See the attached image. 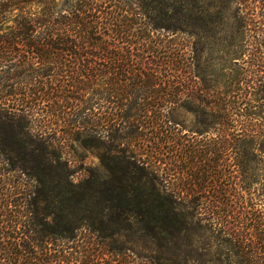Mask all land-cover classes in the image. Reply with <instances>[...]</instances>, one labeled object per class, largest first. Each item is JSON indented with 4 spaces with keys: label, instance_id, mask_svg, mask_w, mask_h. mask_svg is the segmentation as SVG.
<instances>
[{
    "label": "trees",
    "instance_id": "16d2710c",
    "mask_svg": "<svg viewBox=\"0 0 264 264\" xmlns=\"http://www.w3.org/2000/svg\"><path fill=\"white\" fill-rule=\"evenodd\" d=\"M229 1L0 0V124L22 134L7 163L32 181L30 233L15 231L0 264L42 262L34 241L82 232L105 247L146 241L161 254L155 264H264V173L245 148L258 136L204 134L221 118L215 102L194 136L174 117L198 98L191 51L174 36H192ZM39 134L81 147L105 134V173L73 180L69 159Z\"/></svg>",
    "mask_w": 264,
    "mask_h": 264
},
{
    "label": "rangeland",
    "instance_id": "374dc122",
    "mask_svg": "<svg viewBox=\"0 0 264 264\" xmlns=\"http://www.w3.org/2000/svg\"><path fill=\"white\" fill-rule=\"evenodd\" d=\"M191 28L192 36L177 34L174 37L184 39L191 51L189 79H192L191 85L198 98H193L192 111L175 110L178 128L183 133L198 134V130H203L212 121L207 109L209 111L211 106L213 109V103H217L216 110L221 118L210 123L204 134H256L258 143L254 148H245L258 154L261 160L258 166L264 173V0H230L226 7L216 6L208 10L204 20L194 22ZM39 135L51 141L53 148L69 159L73 180H79L88 170L105 173L101 154L108 145L102 146L98 142L105 134H91L94 140L87 147L72 145L68 134ZM21 136L6 134L0 124V233H3L0 247L12 245L15 231L27 236L30 233L32 181L19 164L7 163L8 154L18 150L14 141ZM106 141L107 137L101 140L103 145ZM134 150L137 155L141 152L137 146ZM205 239V236L199 239V252L204 250ZM88 240H94L93 235L82 232L69 241H34L31 249L34 260L45 258L34 263L58 264L51 258L59 256L61 259L62 256L60 264H120L117 261L122 264H155L161 257L150 243L126 240L125 236L117 238L112 247L87 243ZM120 245L125 249L114 257L113 251L123 247Z\"/></svg>",
    "mask_w": 264,
    "mask_h": 264
}]
</instances>
